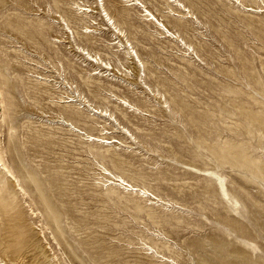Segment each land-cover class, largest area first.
Listing matches in <instances>:
<instances>
[{
    "label": "rangeland",
    "instance_id": "obj_1",
    "mask_svg": "<svg viewBox=\"0 0 264 264\" xmlns=\"http://www.w3.org/2000/svg\"><path fill=\"white\" fill-rule=\"evenodd\" d=\"M178 1L0 0V261L264 264V0Z\"/></svg>",
    "mask_w": 264,
    "mask_h": 264
},
{
    "label": "bare ground",
    "instance_id": "obj_2",
    "mask_svg": "<svg viewBox=\"0 0 264 264\" xmlns=\"http://www.w3.org/2000/svg\"><path fill=\"white\" fill-rule=\"evenodd\" d=\"M170 1H173V2H175L176 4H179V1L178 0H170ZM79 7V6H78ZM80 9H82L83 11H85V10H87V8H84V7H82V8H80ZM247 9H251L250 7H247ZM257 11H260L261 9H256ZM147 11V13H146V16H150V18H148V20H150V19H153L154 17H153V15H152V13L149 11V10H146ZM107 16V15H106ZM107 22L109 23V24H111V26L117 31V33H120V31L117 29V27L115 26V24H114V21H112L111 20V18L110 17H107ZM162 27H163V29H164V31L162 32V33H165L166 35H168V36H173V34H172V32H170V30H168L167 28H165L164 27V25L162 24ZM85 28V33H89V32H91V30H88V27H84ZM174 37H178V36H176V35H174ZM80 48V47H79ZM83 52H84V48H82L81 49ZM85 53H86V55H87V57L89 58V60H90V62L91 61H100L101 63H102V60H100V58H97V53H95L94 55L93 54H90V52L88 51V52H86L85 51ZM127 53V58H129V57H132L131 56V54H129L128 52H126ZM130 53H132V52H130ZM136 57H138L137 55H136ZM104 63V66H108L109 67V65H110V62H107V61H104L103 62ZM108 69V68H107ZM79 77H81V75L79 76ZM89 78H90V76L88 75V77L86 78V79H84L82 82H83V84L88 88V87H94L96 90H100V89H106V90H109L108 88H106L104 85H103V83L101 84L100 82H98V83H94L93 81H91V80H89ZM77 96V95H76ZM78 96H80V93L78 94ZM77 96V97H78ZM68 97V96H67ZM67 97H65V98H67ZM69 97H75L74 95L73 96H69ZM111 98L110 100H116V98L117 99H120V98H118V96H116V95H112V94H109L108 95V97H106V96H103L101 99H103V100H109L108 98ZM74 99V98H73ZM72 99V100H73ZM80 99V98H79ZM68 100V99H67ZM67 100H65V101H59V102H62V103H67ZM72 100H69V101H72ZM76 101H77V98H76ZM121 103H123V104H126L128 107H130V108H132L133 107V105L130 103V102H128V101H126V100H119ZM89 106H91V104H89ZM92 110V109H91ZM94 111V113H101V114H103V115H106L107 114V109L106 108H101L100 110L97 108L96 110L94 109L93 110ZM109 116H111L112 114L111 113H109L108 114ZM100 117H102V116H100ZM62 122H63V124L64 125H66V126H69L70 128H72V129H74L75 128V126H73L72 125V123H70V122H67V121H65L64 119L62 120ZM103 130V129H102ZM80 133L81 134H84V132H81L80 131ZM85 136H86V138L88 139V140H90V141H96V142H100L101 144H103L104 143V141H110V143L111 142H115V139L114 138H110V137H101V136H93V135H90V134H84ZM108 155L109 153L108 152H106L105 151V155ZM111 156H113V155H111ZM115 156V155H114ZM111 158H115V157H111ZM116 159V158H115ZM117 160V159H116ZM1 158H0V165H2L3 167H5L6 168V166H5V164L4 163H1ZM7 172L9 173V176H13V172L10 170V169H8L7 168ZM100 174H102V176H106V175H108L107 177V179L110 181V180H112V181H114L118 186H120V187H122L123 189H126V190H128V189H130V190H133V189H135V190H137L138 189V187H135V186H133V185H131V184H129V183H127V182H125V179L122 177V176H120V175H116V174H113V173H111L110 171H108L106 168H104L103 166L101 167V170H100V172H99ZM144 191V190H143ZM0 264H5L4 262H2V261H0Z\"/></svg>",
    "mask_w": 264,
    "mask_h": 264
}]
</instances>
